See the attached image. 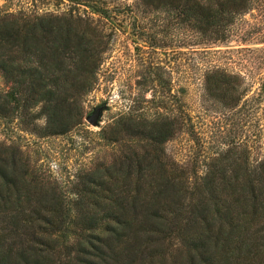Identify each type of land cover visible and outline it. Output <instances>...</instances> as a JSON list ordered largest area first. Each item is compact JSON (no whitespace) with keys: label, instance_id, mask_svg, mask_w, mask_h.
Returning a JSON list of instances; mask_svg holds the SVG:
<instances>
[{"label":"trees","instance_id":"trees-1","mask_svg":"<svg viewBox=\"0 0 264 264\" xmlns=\"http://www.w3.org/2000/svg\"><path fill=\"white\" fill-rule=\"evenodd\" d=\"M62 3L68 8L61 14L0 15L6 106L12 105V118L25 121L30 114L25 129L40 137L62 135L81 123L72 98L92 90L106 51L94 20L74 14V7L103 17L108 10L95 0ZM136 5L170 14L211 44L236 33L241 16L264 15V0ZM243 83L239 74L212 67L204 74V93L233 108L246 91ZM5 111L0 104V118ZM188 120L124 112L98 132L119 153L79 174L68 192L30 172L15 154L6 161L8 171L0 162V264H264V157L227 144L201 161L203 171H188L169 160L164 148Z\"/></svg>","mask_w":264,"mask_h":264},{"label":"rangeland","instance_id":"rangeland-1","mask_svg":"<svg viewBox=\"0 0 264 264\" xmlns=\"http://www.w3.org/2000/svg\"><path fill=\"white\" fill-rule=\"evenodd\" d=\"M95 1L108 10V17L83 5L74 7V14L94 20L106 41L92 90L80 99L72 98L80 124L62 135L40 137L30 132L24 126L30 114L25 121L12 118L0 76V104L6 110L0 118L3 170L11 168L6 161L15 154L30 172L68 192L79 174L109 163L119 153L120 147L106 144L98 132L126 111L187 116L186 127L176 131L164 148L169 160L188 171L195 167L203 171L201 161L227 144H242L252 158L264 157V15L254 11L241 16L236 33L211 44L182 29L170 14L138 7L137 0ZM67 8L62 0H0V15L20 10L61 14ZM212 67L243 78L246 91L236 107L226 108L206 97L203 79ZM154 79L161 83H152ZM97 109L96 122L91 124L88 118Z\"/></svg>","mask_w":264,"mask_h":264},{"label":"water","instance_id":"water-1","mask_svg":"<svg viewBox=\"0 0 264 264\" xmlns=\"http://www.w3.org/2000/svg\"><path fill=\"white\" fill-rule=\"evenodd\" d=\"M98 109L95 111V113L93 114V116L89 117L88 120L91 124H95L96 120L95 117L98 115Z\"/></svg>","mask_w":264,"mask_h":264}]
</instances>
